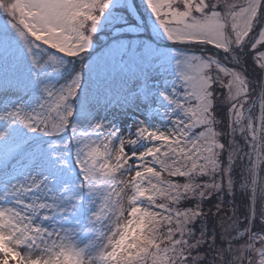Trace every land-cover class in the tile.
Segmentation results:
<instances>
[{"label":"snow or ice","instance_id":"6c2138e0","mask_svg":"<svg viewBox=\"0 0 264 264\" xmlns=\"http://www.w3.org/2000/svg\"><path fill=\"white\" fill-rule=\"evenodd\" d=\"M132 8L179 86L121 130L83 83L167 61L119 35L93 61ZM0 264H264V0H0Z\"/></svg>","mask_w":264,"mask_h":264},{"label":"rangeland","instance_id":"374dc122","mask_svg":"<svg viewBox=\"0 0 264 264\" xmlns=\"http://www.w3.org/2000/svg\"><path fill=\"white\" fill-rule=\"evenodd\" d=\"M129 2L131 3V0ZM131 15L132 19L136 20L138 24L139 18H136L137 14L134 8L131 9ZM145 22L151 28L156 43L162 47L158 49L159 53L163 54L167 58V61H144L137 56L135 60L127 59L125 67L116 73H109L101 69L100 66L97 72L90 74L83 84L84 91H90L96 97L98 116L117 124L121 130H127L133 121L137 120L167 124L168 120L163 117L165 107L162 106L163 101L159 93L171 89L173 85L179 86L175 66L176 50H173L170 45H162L170 42L162 38L155 31L152 27L151 19L146 17ZM139 28L136 26H126L118 33H138ZM118 33H111V37ZM108 36L110 35L100 34L103 41ZM146 88L149 91L148 98L145 99L144 104L138 105L136 112L128 108L137 97L145 95ZM123 109L126 110L120 113V110Z\"/></svg>","mask_w":264,"mask_h":264},{"label":"trees","instance_id":"16d2710c","mask_svg":"<svg viewBox=\"0 0 264 264\" xmlns=\"http://www.w3.org/2000/svg\"><path fill=\"white\" fill-rule=\"evenodd\" d=\"M135 12L137 14L136 18H139L138 24L140 25L139 26L140 28L138 30V33L120 32L117 35L121 36L125 40L126 43L131 44L134 49L136 48V46L141 45V44L150 45L152 48H155V49L162 48V47H160L161 45L156 43L154 36L151 32V28L149 26L146 29L143 27L142 21L143 20L146 21V17L142 19L141 15L136 10H135ZM113 37H111V35H110L103 41V39L100 37V34L98 35L97 41L95 43L96 46L94 47L95 51L93 54V61L95 60V58L103 57L105 55L106 49L110 45ZM168 45H170V47L173 50H175L171 44H168ZM127 61H128L127 58H125L122 62H118L116 65H112L110 63H105V64L101 65V69H104V70L108 71L109 73H112V72L116 73L121 68L125 67L124 65H125V62H127ZM89 75L90 74L86 71L85 75H84V83L88 79ZM229 200H231V197L229 198ZM237 200L239 201V196H237ZM241 212L242 213L246 212V207L244 208L242 202H241ZM243 221H244V218L242 215L241 216V223H243Z\"/></svg>","mask_w":264,"mask_h":264}]
</instances>
